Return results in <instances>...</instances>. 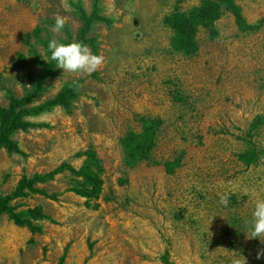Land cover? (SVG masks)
I'll return each instance as SVG.
<instances>
[{"label": "rangeland", "instance_id": "rangeland-1", "mask_svg": "<svg viewBox=\"0 0 264 264\" xmlns=\"http://www.w3.org/2000/svg\"><path fill=\"white\" fill-rule=\"evenodd\" d=\"M67 0H0V106L8 93L21 96L42 73L46 55L25 33L43 26L58 43L80 22ZM89 9L91 0H79ZM200 0H186L188 10ZM246 19L264 17V0H235ZM175 0H102L111 26L98 24V55L104 64L91 74L56 67L33 103L49 99L63 85L80 79L69 111L61 107L37 117L47 127L17 131L25 155L0 150V194L22 176L44 173L92 146L103 166V188L89 202L66 191L69 177L44 185L58 200L39 195L16 200L17 209L42 206L53 221L32 233L0 215V264H264L261 238H252L251 221L264 200V158L244 165L236 156L251 140L264 149V25L241 32L223 10L214 38L197 35L198 51L185 55L170 46L164 18ZM57 15L68 18L61 33ZM23 52L27 69L12 65ZM141 117H158L161 126L150 157L134 168L122 161V140L139 132ZM179 159L173 173L165 163ZM228 196V205L220 203Z\"/></svg>", "mask_w": 264, "mask_h": 264}, {"label": "trees", "instance_id": "trees-1", "mask_svg": "<svg viewBox=\"0 0 264 264\" xmlns=\"http://www.w3.org/2000/svg\"><path fill=\"white\" fill-rule=\"evenodd\" d=\"M185 2L186 0H175L173 11L164 18L165 24L172 30L171 48L185 55H193L198 51L197 35L200 29L208 30L212 38L216 36L215 24L221 18L223 10L232 15L236 27L241 32L257 31L264 25V17L255 23L249 22L235 0H200L197 5L188 10L182 9ZM71 6L80 26L74 37L67 32V38L61 43L82 42L91 49L93 54L98 55L97 39L91 33L98 24L111 26L114 19L103 13L102 0H91L89 9H86L79 0L71 2ZM31 39L42 47L46 55L44 61L37 62L41 66L42 73L31 89L21 96L8 93V104L0 106V150L22 155L25 153L13 135L17 131L27 132L32 128L47 127L46 123L37 121L36 118L53 108L61 107L69 111L78 96L77 89L81 82L80 79L67 82L55 96L33 103L43 90L46 78L57 67V63L50 59L51 53L47 45L51 38L43 26H36L31 32L24 34V44L29 45ZM12 65L27 69L25 54L18 52ZM140 122L141 130L128 132L122 140V161L127 168H134L141 161L150 157L155 147L158 128L161 126V120L158 117H141ZM247 142L248 147L236 154L238 160L246 166L255 163L261 157L264 158V149H259L251 140ZM72 158L80 159L81 165L74 167L71 163L64 161L48 172L22 176L9 193L0 194V215H7L14 224L25 226L32 233L41 232V222L53 221L42 206L17 209L13 202L30 195L58 200L59 193L49 192L44 185L55 181L59 175L69 177L70 183L65 189L66 191L84 197L89 202L97 200L103 188V166L96 150L92 146H88L74 153ZM179 162L177 159L165 163L166 171L173 173L174 166L177 167ZM64 257L63 253L57 264H63Z\"/></svg>", "mask_w": 264, "mask_h": 264}, {"label": "clouds", "instance_id": "clouds-1", "mask_svg": "<svg viewBox=\"0 0 264 264\" xmlns=\"http://www.w3.org/2000/svg\"><path fill=\"white\" fill-rule=\"evenodd\" d=\"M61 6L66 10L69 7L67 0H60ZM68 23V18L57 15L52 31L61 33ZM51 56L50 59L57 63V67L68 73L74 74H91L101 68L104 64V56L93 54L91 49L82 42L73 41L70 43H58L55 39L51 40L48 45ZM220 203L228 205V196L222 195ZM251 236L252 238L264 237V200H258L255 203V209L252 214ZM264 243V239H260ZM264 256V249L258 250L257 259ZM236 264H246V261L237 260Z\"/></svg>", "mask_w": 264, "mask_h": 264}]
</instances>
